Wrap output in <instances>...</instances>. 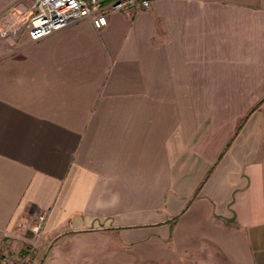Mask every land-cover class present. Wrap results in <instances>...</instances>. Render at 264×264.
Wrapping results in <instances>:
<instances>
[{"label":"crops","instance_id":"crops-1","mask_svg":"<svg viewBox=\"0 0 264 264\" xmlns=\"http://www.w3.org/2000/svg\"><path fill=\"white\" fill-rule=\"evenodd\" d=\"M30 4L0 0V241L46 210L32 264H264V0L36 41Z\"/></svg>","mask_w":264,"mask_h":264},{"label":"built area","instance_id":"built-area-1","mask_svg":"<svg viewBox=\"0 0 264 264\" xmlns=\"http://www.w3.org/2000/svg\"><path fill=\"white\" fill-rule=\"evenodd\" d=\"M151 0H31L25 12L30 40L42 39L56 31L89 19L96 28L108 23L109 14L125 10L132 13L136 7L147 8ZM2 34L6 30H1ZM47 220L46 210H36L19 227L31 232L29 241L15 247L8 238L0 241V264H32L39 252V239Z\"/></svg>","mask_w":264,"mask_h":264},{"label":"rangeland","instance_id":"rangeland-1","mask_svg":"<svg viewBox=\"0 0 264 264\" xmlns=\"http://www.w3.org/2000/svg\"><path fill=\"white\" fill-rule=\"evenodd\" d=\"M27 21H28V18L26 16V18H25V26L27 25ZM26 29H27V26H26Z\"/></svg>","mask_w":264,"mask_h":264}]
</instances>
